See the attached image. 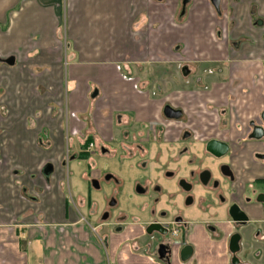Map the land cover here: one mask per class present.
<instances>
[{"label": "crops", "instance_id": "1", "mask_svg": "<svg viewBox=\"0 0 264 264\" xmlns=\"http://www.w3.org/2000/svg\"><path fill=\"white\" fill-rule=\"evenodd\" d=\"M262 114L264 0H0V264H162L141 224L87 222L60 185L64 162L88 138L109 142L113 124L184 129L192 150L226 144L251 220L238 256L264 264L251 237L264 238L262 207L242 201L264 180V140L246 137ZM224 220L211 233L191 219L192 252L174 248L171 264H228Z\"/></svg>", "mask_w": 264, "mask_h": 264}, {"label": "flooded vegetation", "instance_id": "2", "mask_svg": "<svg viewBox=\"0 0 264 264\" xmlns=\"http://www.w3.org/2000/svg\"><path fill=\"white\" fill-rule=\"evenodd\" d=\"M117 125L113 124L112 137L109 142L98 144L88 138L82 144L81 152L77 155V158L79 160L90 159L88 162L93 165V160L91 159L93 154H97L101 158L116 156L121 161L127 162L132 169L147 170L133 183L135 194L144 197V200L141 202L135 201V194L131 191L126 194L124 208L122 210L119 209L120 211H115L118 192L113 187L110 196L106 199L99 213L96 206L89 202V215L99 218L98 222L100 225L108 224L117 227L127 222L141 224L144 241L148 242L147 246L152 248L156 258L162 264H171V256L176 247H181L180 254L182 259L191 254L192 248L186 243V237L191 227V219L206 217L209 222L208 231L215 233L219 227L214 220L218 217H223L225 220L221 223L225 227L235 230L229 237L227 252L230 257L228 264H248L247 261L241 260L238 256L241 250L240 241L242 237L237 231L241 227H246L251 220L236 200L235 190L232 186L234 177L229 166L222 163L223 157L227 155L228 146L224 144L225 149L221 146L217 154L207 151L206 145L208 142L200 150H192L190 147L191 135L184 129H181L179 133L168 130L167 135L164 133L166 128L163 124H136L143 128L141 129V136L138 134L136 138L140 143L136 146L135 151L130 150L127 155L120 156L116 151L114 153L111 152V148L109 149L108 147L111 146L114 140H117L115 138ZM247 127V139L249 138V140L253 141L264 140L263 138L257 140L251 137L255 127H260L264 133V128L261 124H248ZM130 134L131 132L126 129L125 137L122 138L123 141L127 142ZM148 142L153 144L152 148L154 151H151L152 153L149 152V147H147L146 152L142 146ZM162 147H167L170 150L160 151ZM149 168L152 173L148 171ZM211 178L214 181V189L217 191L216 195L213 200L205 201V203H202V201L195 207L194 213L196 217L187 220L184 218L185 213L183 214V211L180 209L174 210V207H171L173 206L175 191L165 183V180H177V191L182 194L184 206L189 208L193 202L191 196L193 183L197 182L206 185ZM103 180H105L106 184L117 185L119 182L115 173L111 174L109 172L104 174ZM96 182V179L93 178V186L98 188ZM256 182H262L264 185V180L254 181L250 187L246 188L242 201L248 205L260 204L264 222V204L261 202V200H264V191L262 194H257L253 190V185ZM169 206L173 211L169 212ZM232 206L237 207L245 215V220L234 221L230 217L229 211ZM261 230L253 232L251 237L252 240L260 243L261 248L260 250L258 249V253L264 255V238L261 236ZM234 237L235 242L231 245V240ZM232 246L234 250L231 249ZM253 247L251 245L252 249Z\"/></svg>", "mask_w": 264, "mask_h": 264}, {"label": "rangeland", "instance_id": "3", "mask_svg": "<svg viewBox=\"0 0 264 264\" xmlns=\"http://www.w3.org/2000/svg\"><path fill=\"white\" fill-rule=\"evenodd\" d=\"M116 128L115 138H117V140H114L111 146H108L109 149L111 148L110 151L113 153L116 151L120 156L127 155L130 150L135 151L136 146L140 143L136 138L138 137V134L141 136L140 133L143 128L136 124H118ZM126 129L131 132L130 137L127 139L129 142H125L122 139L125 137ZM142 146L146 152L147 147H149L148 149L150 153L154 151L151 142ZM163 150L168 151L170 149L167 147L160 148V151ZM91 159L93 160V165H90L86 160H67V162L64 163V176L62 184L60 185H62L65 195L71 205L76 204L79 199L84 202V206L81 208L83 216L87 222L92 223L94 217L88 213L89 202L96 206L99 213L104 206L106 199L110 196L111 190L115 187V190L118 192L116 199L117 208L115 211H120L119 209L122 210L124 208L126 194L131 191L134 192V181L139 179L147 170L144 171L145 169L141 170L137 168L132 169L127 162L121 161L116 156L101 158L97 154H93ZM148 171L152 173L150 168ZM107 172L111 174L115 173L119 181L117 184L118 186L112 183L106 184L103 179L104 174ZM93 178L96 179V185H98V188L93 186ZM165 183L175 191L173 206L171 207H174V210L180 209L183 211V214L185 213L184 218L187 220L196 217L194 210L200 202L203 201L202 203H205V201L213 200L216 195L215 193L217 192L214 189V181L212 178L206 185L194 182L191 191L193 202L192 205L187 208L184 206L182 194L177 191V180H165ZM143 200L144 197L135 194V201L141 202ZM171 207L169 206V212L173 211L171 210ZM96 221H99V218H96Z\"/></svg>", "mask_w": 264, "mask_h": 264}, {"label": "water", "instance_id": "4", "mask_svg": "<svg viewBox=\"0 0 264 264\" xmlns=\"http://www.w3.org/2000/svg\"><path fill=\"white\" fill-rule=\"evenodd\" d=\"M188 0H184V3H186ZM211 5L215 8V10L219 9V2L220 0H209ZM163 114L166 118L168 119H178V117L180 116V111L179 110H175L173 108H171L170 106L166 105L163 108ZM262 117L264 119V114H262ZM251 137L253 139H264V133L262 131V129L260 127H255ZM223 147L225 149V146L223 144H220L219 142L216 141H209L206 145V149L209 153L212 154H217L219 153V149L220 147ZM261 202L264 204V200H261ZM229 215L230 217L234 220V221H243L245 220V215L235 206H232L230 211H229ZM231 245L234 244L235 242V237L231 240ZM232 250H234L233 246L231 248Z\"/></svg>", "mask_w": 264, "mask_h": 264}]
</instances>
